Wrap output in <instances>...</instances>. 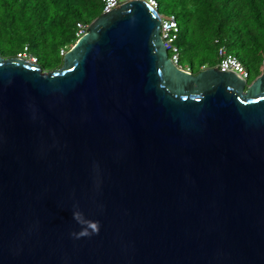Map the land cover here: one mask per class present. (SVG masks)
Instances as JSON below:
<instances>
[{"label":"water","instance_id":"95a60500","mask_svg":"<svg viewBox=\"0 0 264 264\" xmlns=\"http://www.w3.org/2000/svg\"><path fill=\"white\" fill-rule=\"evenodd\" d=\"M0 264H264V65L179 69L142 0L0 55Z\"/></svg>","mask_w":264,"mask_h":264},{"label":"trees","instance_id":"16d2710c","mask_svg":"<svg viewBox=\"0 0 264 264\" xmlns=\"http://www.w3.org/2000/svg\"><path fill=\"white\" fill-rule=\"evenodd\" d=\"M176 22L177 62L192 73L217 63L223 45L247 72L257 74L264 55V0H154ZM100 0H0V55L15 57L25 45L42 70L57 68L75 42L77 22L101 12ZM159 12V11H158Z\"/></svg>","mask_w":264,"mask_h":264},{"label":"built area","instance_id":"2783aa9c","mask_svg":"<svg viewBox=\"0 0 264 264\" xmlns=\"http://www.w3.org/2000/svg\"><path fill=\"white\" fill-rule=\"evenodd\" d=\"M102 3L101 12H106L110 8L115 7L117 4L127 1V0H100ZM152 8H155L154 0H142ZM87 24L77 22L75 25L74 35L78 38L81 34H83L86 30ZM176 22L175 18L172 14H160L159 15V36L162 41V45L168 54V58L170 61L176 65L179 69L184 70L186 72L189 71V67L187 65H180L177 62V50L174 44V40L176 37ZM59 53L62 54L63 50L59 49ZM217 55V63L215 67H217L221 71H232L237 74L240 78L246 79L247 72L240 64V62L235 58L234 55L228 53L223 45H220L216 49ZM16 58L25 59L30 62L34 61V57L27 52L26 46L23 45L21 50H19L15 54ZM264 65V55L260 59V67ZM203 68V65L200 66Z\"/></svg>","mask_w":264,"mask_h":264},{"label":"clouds","instance_id":"9594fccd","mask_svg":"<svg viewBox=\"0 0 264 264\" xmlns=\"http://www.w3.org/2000/svg\"><path fill=\"white\" fill-rule=\"evenodd\" d=\"M156 11H157V9H156V5H155V8H154ZM158 12V11H157ZM160 14H162V13H160V12H158V16L160 15ZM64 53V52H63ZM62 53V54H63ZM168 55V54H167ZM25 60V59H24ZM33 62H35V60L33 61ZM215 66V65H214ZM206 66H203V68L202 69H204ZM262 67V66H261ZM217 68V67H216ZM259 68H260V64H259ZM258 68V69H259ZM201 68H199V70H202ZM189 71H191L190 69H189ZM234 73V72H233ZM237 75V74H236ZM238 76V75H237ZM244 80H246L247 81V79H244ZM247 82H249V81H247ZM77 219H79V216L77 215V217H76ZM90 227L94 230V231H98V228H97V225L96 224H91L90 225ZM82 234H87V233H82Z\"/></svg>","mask_w":264,"mask_h":264},{"label":"rangeland","instance_id":"374dc122","mask_svg":"<svg viewBox=\"0 0 264 264\" xmlns=\"http://www.w3.org/2000/svg\"><path fill=\"white\" fill-rule=\"evenodd\" d=\"M158 11L159 12H162L163 11V8L161 6H159Z\"/></svg>","mask_w":264,"mask_h":264}]
</instances>
